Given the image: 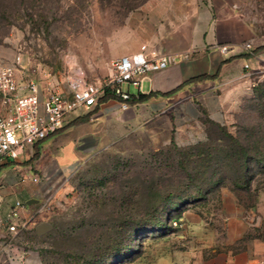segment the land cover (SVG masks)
<instances>
[{
	"label": "rangeland",
	"instance_id": "1",
	"mask_svg": "<svg viewBox=\"0 0 264 264\" xmlns=\"http://www.w3.org/2000/svg\"><path fill=\"white\" fill-rule=\"evenodd\" d=\"M146 1L0 0V64L21 56L24 77L65 91L76 77L86 81L104 78L111 73V61L133 42ZM227 1L264 28V0ZM7 105L0 96V114ZM91 117L79 118L76 124H83L67 128L60 137H48L43 148L53 147L59 139L68 144L80 131L95 129L104 137L116 132L111 123L95 124ZM224 126L244 144L253 139L251 135H264V64L249 75L247 94ZM210 130L217 133L214 127ZM116 136L85 155L59 181L58 189L40 196L24 219L25 225L20 223L16 233L4 238L7 250L0 256L1 264H150L168 246L177 245L181 218L188 212H213L219 207L214 200L225 191L241 201L252 197L233 189L231 172L216 187L210 176L218 180L229 166H207L203 172V163L195 165L197 158L185 155L186 148L196 143L183 146L174 138L156 141L146 129ZM52 151L42 157L33 153L21 158V164L8 165L4 172L10 173L14 166L18 174L29 173L23 164L38 159L34 172L54 174L57 164ZM252 171L251 180L264 183V175ZM174 203H178L176 209ZM161 216L164 227L140 229L139 225ZM41 223H49L51 230L39 235L36 227ZM127 246L132 248L129 254L134 251L132 259L121 255L110 259Z\"/></svg>",
	"mask_w": 264,
	"mask_h": 264
},
{
	"label": "crops",
	"instance_id": "2",
	"mask_svg": "<svg viewBox=\"0 0 264 264\" xmlns=\"http://www.w3.org/2000/svg\"><path fill=\"white\" fill-rule=\"evenodd\" d=\"M141 9L143 19H138L134 40L124 54L147 44L172 53L175 62L143 77L141 93L148 95L145 100L135 98L127 110H121L116 98L101 99L86 114L83 110L71 114L64 126L48 137H60L67 128L80 126L83 123L76 121L87 114L92 123H111L116 131L113 135L104 137L95 129L80 131L74 141L55 140L53 147L44 149L47 137L19 159L0 165V256L7 250L4 238L10 232L5 226L11 222L7 217L17 200L25 203L18 210L20 224L40 202V196L58 189L59 181L77 168L85 155L107 145L117 133L120 138L146 129L156 141L174 138L183 146L207 140L203 117L227 124L247 94L249 75L264 64V28L227 0H147ZM248 43L251 49L246 48ZM223 45L227 50L221 49ZM49 150L55 152L54 174L34 172L38 159L31 165L23 164L29 173L18 174L14 166L10 173L4 172L8 165L21 164V158L33 153L42 157ZM214 201L219 207L213 212L183 216L177 245L168 246L150 264H261L264 187L247 201L228 191Z\"/></svg>",
	"mask_w": 264,
	"mask_h": 264
},
{
	"label": "built area",
	"instance_id": "3",
	"mask_svg": "<svg viewBox=\"0 0 264 264\" xmlns=\"http://www.w3.org/2000/svg\"><path fill=\"white\" fill-rule=\"evenodd\" d=\"M227 48L221 46L223 51ZM246 48L251 49V44H246ZM174 62L172 53L142 44L138 51L114 58L108 76L92 81L76 77L66 91L24 77L21 56L0 64V96L8 104L6 112L0 114V165L19 159L28 148L61 129L71 114L92 109L104 95L113 96L120 102V109L127 110L130 101L142 92L143 77ZM24 206V202L17 200L8 214L11 234L18 231V210ZM260 263L264 264V260Z\"/></svg>",
	"mask_w": 264,
	"mask_h": 264
},
{
	"label": "trees",
	"instance_id": "4",
	"mask_svg": "<svg viewBox=\"0 0 264 264\" xmlns=\"http://www.w3.org/2000/svg\"><path fill=\"white\" fill-rule=\"evenodd\" d=\"M262 92L263 90L260 89ZM147 94H139L138 101L145 100L147 98ZM109 98H113V96L110 95H104L102 97V100L106 101ZM260 114H262L260 112ZM89 114L82 117L83 120L89 119ZM203 122L207 125V132H208V139L205 141L197 142L196 144H192L188 148H186L185 151L188 158L196 157L197 159L194 160L195 165L198 164L201 166V163H203L204 167H206L203 172L207 171V166L216 165H225L229 166L228 171L224 172L225 175H222L218 180L213 181V176H210V181L216 186H220L222 184V177H228L227 172H231L232 175V181L231 185L234 190L245 191L248 196L254 197V195L257 193V191L264 187V183L254 182V180H251L253 177V174L251 177L249 176V173L252 171L253 173H260L264 175V135L263 136H252L253 139H251L247 144L242 143L241 140H239L237 137L230 134L224 125L219 124L208 118L206 115L203 117ZM210 126L214 127L216 129V134L212 133L210 130ZM260 126V125H259ZM261 127V126H260ZM184 151V149H182ZM200 162V164H199ZM179 165H183L184 161L179 160ZM256 169V170H254ZM213 173H216L215 170H211ZM202 172V173H203ZM188 178L191 180L192 175L186 170ZM201 174V173H200ZM262 175V176H263ZM247 177H249L248 180ZM260 177V176H259ZM259 179V178H258ZM237 194V193H236ZM251 197V198H252ZM251 198H245L242 199V201H247V199ZM179 202L181 203L183 199L179 198ZM217 199V198H216ZM240 199V198H239ZM241 201V199H240ZM178 204V203H177ZM177 204L174 203V208H177ZM180 217H175L172 219H180ZM165 226V221L163 216L160 218H154V220H150L147 222V224L139 225L140 229L145 227H155L160 228ZM138 227V228H139ZM137 228V229H138ZM131 247L127 246L124 249H119L117 253L113 254L112 257H115L116 255H121L125 257H129V260L132 259V253L129 254L131 251ZM110 263L107 261L105 264Z\"/></svg>",
	"mask_w": 264,
	"mask_h": 264
},
{
	"label": "water",
	"instance_id": "5",
	"mask_svg": "<svg viewBox=\"0 0 264 264\" xmlns=\"http://www.w3.org/2000/svg\"><path fill=\"white\" fill-rule=\"evenodd\" d=\"M52 228V226L49 223H41L39 225H37L36 227V231L39 235L50 231Z\"/></svg>",
	"mask_w": 264,
	"mask_h": 264
}]
</instances>
